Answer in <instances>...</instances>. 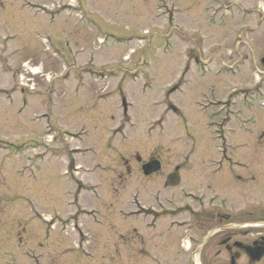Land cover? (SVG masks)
<instances>
[{"label": "rangeland", "instance_id": "374dc122", "mask_svg": "<svg viewBox=\"0 0 264 264\" xmlns=\"http://www.w3.org/2000/svg\"><path fill=\"white\" fill-rule=\"evenodd\" d=\"M170 4L178 11L169 14L171 23L166 19ZM219 4L230 6L231 13H215V0H0V264H33L34 259L41 264H150L156 256L159 264H185L180 237L191 233L180 226L188 225L187 212L200 209L198 205L207 217L205 210L213 207L210 193L197 197L206 195L207 187L221 194L216 202L224 213L243 205L255 207V213L264 211V138L255 143L258 158L250 159L263 182L259 192L248 190L242 197L238 186L233 192L223 183L211 184L216 174L205 154L221 145L211 139L221 125L207 107L214 97L231 102L237 94L240 102L254 92L246 114L256 122L253 133L264 132V108L258 105L264 100V69L259 64L264 57V13L256 10L259 6L264 11V0ZM161 10L163 16L157 17ZM241 10L253 14L240 16ZM193 56L201 60L198 68L191 63ZM210 56L215 68L203 62ZM83 70L100 87L108 83L111 89L112 82L120 87L110 95L104 88L97 92L95 83H82ZM51 73L55 79L48 84ZM244 90L248 93L242 94ZM105 91V101L91 103ZM123 97L128 112L122 117ZM198 106L207 108L200 113ZM107 138L113 144L110 150ZM250 138L238 128L227 142L234 148L252 142ZM87 147L90 151L81 155L72 151ZM192 154L195 159H190ZM235 154L232 160L238 158ZM136 155L161 156L165 170L177 164L184 171L178 203L163 205L156 215L153 211L154 219L145 211L153 197L147 184L138 176L120 178L127 173L121 164L137 171ZM66 161L70 177L65 176ZM77 162L82 169L106 168L96 176L80 172L77 179L102 185L97 195L101 189V215L110 223L108 229L98 230L86 220L92 217L78 208V218L48 223L76 211L70 178L79 174L71 170ZM80 184L78 190L94 192ZM140 184L144 190L133 198V207L123 209L132 216H116L122 219L117 221L116 205L108 204H125L127 192ZM179 205H188L186 213L174 219L169 211ZM139 208L144 216L135 213ZM146 255L152 256L146 260ZM140 256L145 260L138 263Z\"/></svg>", "mask_w": 264, "mask_h": 264}, {"label": "flooded vegetation", "instance_id": "af4514ba", "mask_svg": "<svg viewBox=\"0 0 264 264\" xmlns=\"http://www.w3.org/2000/svg\"><path fill=\"white\" fill-rule=\"evenodd\" d=\"M194 62L199 63L197 58L194 59ZM227 109L228 113H233L229 108ZM262 138H264V132L257 135L256 141L259 142ZM235 152L238 158L232 160L230 156ZM220 153L215 155L220 159L210 163L212 165L215 163L224 165L226 167L225 174L216 175L211 184L223 183L227 191L233 190V192H235L233 187L238 186L235 188L237 189L236 192L238 191L242 197L248 190L259 192L258 189L262 188L263 182L260 181V176L256 174L254 166L256 162H253L260 153L259 145L245 146V148L235 146L227 150L224 149ZM215 156L208 155L207 157L213 158ZM250 159L253 161L251 162ZM160 166L162 167L161 171L144 178V181L150 190L154 191L151 195L155 197L152 199L153 205L163 203L160 204L163 207V205L177 203L179 194L182 193V189L179 190L178 187L170 188L165 185L166 177L171 173H181L182 170L177 168L176 172L175 170L174 172L173 170L165 171L161 162ZM139 167L141 168V166ZM198 175L199 173L194 174V179H197ZM191 183L193 182L191 181ZM248 184L250 186L246 187ZM242 188L246 189L242 191ZM207 190L213 193L212 199L219 195L213 186L207 187ZM198 206L200 209L188 211V221L190 222L187 229L190 228L192 235L189 239H186L185 236L180 237L179 245L184 249V252L186 251L185 255H187L185 264H264V211L255 213L253 212V210H257L255 207L243 205L238 210L232 211L230 209L228 213L223 214L212 211L213 215L208 214L206 217L202 214V206ZM162 207L156 210V214L162 212ZM148 215L154 218L152 213H148ZM209 232H211L209 238L202 242ZM200 242L203 243L202 246ZM260 254H262L260 258H257ZM194 258H196L197 263H195Z\"/></svg>", "mask_w": 264, "mask_h": 264}, {"label": "water", "instance_id": "95a60500", "mask_svg": "<svg viewBox=\"0 0 264 264\" xmlns=\"http://www.w3.org/2000/svg\"><path fill=\"white\" fill-rule=\"evenodd\" d=\"M262 63H263V65H264V59H263Z\"/></svg>", "mask_w": 264, "mask_h": 264}, {"label": "bare ground", "instance_id": "6f19581e", "mask_svg": "<svg viewBox=\"0 0 264 264\" xmlns=\"http://www.w3.org/2000/svg\"><path fill=\"white\" fill-rule=\"evenodd\" d=\"M35 74H37V72Z\"/></svg>", "mask_w": 264, "mask_h": 264}]
</instances>
